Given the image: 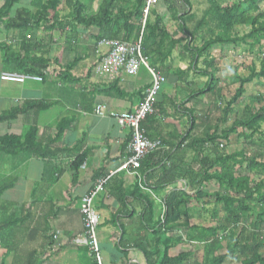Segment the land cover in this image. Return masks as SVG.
<instances>
[{
    "label": "crops",
    "instance_id": "1",
    "mask_svg": "<svg viewBox=\"0 0 264 264\" xmlns=\"http://www.w3.org/2000/svg\"><path fill=\"white\" fill-rule=\"evenodd\" d=\"M20 9L35 10L32 4ZM149 10L163 18V24L173 40L183 39L178 28L174 31L169 29V15L165 7L152 5ZM149 18L154 19L152 13ZM190 27L189 20L187 28L190 30ZM79 29L77 34L72 30L71 37H66L67 33L63 34L58 30L39 32L42 37H57L56 51L62 47V50L71 54V59L62 63L57 62V56L52 57L53 50L45 53L41 47L40 51L23 49L22 42L25 44L27 39L34 40L32 32L19 33L18 30L9 29L8 33L17 34L20 41L14 50L0 41L9 53L7 60L6 54L0 56V75L7 72L42 78V82L28 81L21 85L0 81V113L23 105L28 107L32 103L41 104L40 109L26 110L14 121L0 124V137L20 136L28 128L35 127L36 140L42 148L40 153L43 154L41 158L29 157L21 150L9 156L0 151V186L13 183L10 189L0 195V264H94L88 248L73 243L74 239L84 236L79 200L95 186L104 173L110 174L124 162L128 156V144L125 145L129 131L120 128L112 119L97 117L93 110L96 105L102 104L112 112H132L149 86L150 77L145 69H140L133 76L126 75L122 69H112L114 67L109 72L96 71L95 63L105 52V48L98 49L89 43V39L88 42L83 38L76 39V35L84 32ZM66 30L70 28L67 27ZM90 30L92 34L96 33L94 29ZM167 42L159 50L160 57L150 55V62L148 61L150 67L157 68L166 81L157 103H162L164 115L161 111L156 112L154 118L157 122L142 130L144 137L148 138L149 135L151 139L164 142L162 151L154 158H165L168 163L165 159L164 163L169 166L176 156L177 150L174 151L171 147L177 135L175 136L172 127L164 128L163 123L165 119L173 120L176 117L171 100L180 93L185 94L186 89L178 80L188 70L192 57L182 52L185 41L176 45L170 56H164ZM33 57L47 61L40 75L27 74L28 70H35L29 64ZM178 72L183 75L178 76ZM207 72L211 70L208 69ZM216 74L218 71H214V75ZM202 78L207 81L206 77ZM219 83L211 85L212 93L220 90ZM198 104L199 100L193 106L191 102L184 107L189 110L193 108L195 115ZM59 124H66L67 129L56 139ZM195 124L196 121L194 127ZM169 155H173L172 159ZM79 157H84V161L73 179L71 165ZM182 162L180 159L179 164H183ZM130 173L121 171L114 175L129 190L132 189L135 178L139 183L142 180L138 171L136 176ZM155 181L157 178L149 181L148 185L155 186ZM175 187L179 188V184L151 192L140 186L141 190H147L151 196L155 208L154 220L161 219V208L165 211L164 199ZM126 200L124 208L108 196L105 190L94 200L93 207L99 217L97 237L103 264H146L143 254L137 248H144L152 238L151 231L145 230L142 223L144 203L134 197ZM129 210L130 214L127 215L126 211ZM194 247L193 244L182 241L171 246L168 256L189 254L191 259Z\"/></svg>",
    "mask_w": 264,
    "mask_h": 264
},
{
    "label": "trees",
    "instance_id": "2",
    "mask_svg": "<svg viewBox=\"0 0 264 264\" xmlns=\"http://www.w3.org/2000/svg\"><path fill=\"white\" fill-rule=\"evenodd\" d=\"M94 1L36 0L31 3L35 8L31 13L28 9H15L21 0H5L0 6V23L3 24L5 30L14 29L19 33L32 31L46 33L58 30L64 34L68 27L77 34L79 28L88 31L95 29L97 30L95 34L87 33L90 37L89 43L93 46H96L101 40L132 43L141 37L143 55L148 61L151 58L150 55L160 57L159 50L165 44L164 42L168 41L164 56H170L173 48L185 41L182 52L190 54L192 57L188 69L193 65L196 68L198 60L207 53L208 49L216 45L242 44L246 43L245 39L253 40L254 43L259 44L264 39V13H259L258 9V2L261 0H242V3L225 0L219 6L215 0H210L211 8L206 17L210 16L215 25L214 28H217L219 34L210 37L199 47H190L191 39L198 32L197 27L192 30L187 28V23L192 19L191 0H158L159 3L156 4L165 7L170 20L176 23L178 32L183 36V39L176 40L172 39V35L165 28L163 18L154 11L148 10L147 16L144 18L143 12L147 0H99L100 3L95 14L89 15ZM61 3L69 10V13L64 17L59 14ZM250 12L255 15L249 16ZM150 13L154 17L152 20L149 18ZM238 24H248L249 26L248 34L239 41L236 40L238 38H234L230 34L232 27ZM170 38L171 40H169ZM26 41L25 44L22 42L23 49H40V45L33 39ZM0 50L6 52L7 60L9 55L7 47L0 43ZM204 63L206 70L195 71L200 76L207 78L204 88L187 93L185 90V97L177 101L171 100L176 117H183L187 121L186 130L180 137L179 143L172 146L171 149L178 150L181 145H186L185 147L193 152V158L187 164L172 161L169 166H166L165 158L156 160L154 158L156 154L149 155L145 157L137 170L139 176L142 177L141 182L139 183V180L135 178L131 190L125 188L124 182L112 176L105 183L102 191L105 190L108 196L124 208L128 197L141 199L144 203L141 214L142 223L145 230L151 231L152 238L144 248L139 246L137 248L143 254L146 264H193L189 259L191 256L189 254H179L176 257L168 256L171 246L182 241L193 244L195 250L198 248L201 250L203 258L201 264H225L228 259L234 260L235 264H264V183L250 180L253 173L264 175V158L249 155L244 150L229 153L226 151L225 145H223L224 148L222 146L221 151L218 150L219 143H227L231 134H235L239 139L242 138L248 144L252 143L257 135H261L260 129L264 124V101L263 105L255 110L247 109L246 119L236 120L230 127L220 132H217V128H213L199 136L193 135L194 109H185L184 106L191 102L193 106L194 101L200 96H213L211 85L214 82L216 84L219 82V79L214 75V71H218V68L214 67L215 62L205 60ZM29 64L35 67V70H28L27 74L40 75L42 69L46 67L47 61L40 57H33ZM25 65L27 64L25 63ZM208 69L212 71L207 72ZM177 74L178 76L183 75L181 72ZM257 76L264 78V69L260 70L259 75L252 73L239 80V86L230 105L242 97L243 86ZM217 94H221V89ZM40 105V103H32L28 107L23 105L20 108L0 113V124L14 121L26 110L40 109ZM155 109L157 113L161 111L164 115L162 103L156 104ZM155 115L156 113L145 118L141 124L142 129L157 122L154 118ZM225 117H227V111ZM66 129V124L64 126L59 124L55 138L59 139ZM237 129H240V133H237ZM36 135V128L31 127L20 136H2L0 137V151L5 155L13 156L22 150L29 157L41 158L43 156L40 153L42 148L37 143ZM147 137L148 140H158L151 139L149 135ZM129 139L125 146L129 143ZM159 141L164 146V142ZM83 161L84 157H79L72 163L73 179H75L76 172ZM166 162L168 163L167 160ZM237 169L241 170L236 171ZM107 175L104 173L100 179ZM154 178H157L156 185L149 186V181ZM211 183L217 187L218 192L210 195L203 194V190ZM174 184H179V188L175 187L165 197L163 219L154 220L155 208L150 199L151 196L147 190H141L140 186L151 192H158L162 191L164 187ZM12 185L13 183H8L0 186V195L10 189ZM206 199L207 201L210 199V202L213 200L212 203L221 204L223 216L214 222V226L206 223L191 224L190 210L197 203L209 205L210 202H206ZM126 214L129 215L130 210L126 211ZM249 218L252 223L250 226H246L245 223Z\"/></svg>",
    "mask_w": 264,
    "mask_h": 264
},
{
    "label": "rangeland",
    "instance_id": "3",
    "mask_svg": "<svg viewBox=\"0 0 264 264\" xmlns=\"http://www.w3.org/2000/svg\"><path fill=\"white\" fill-rule=\"evenodd\" d=\"M5 0H0V6L4 3ZM33 1L36 0H21L20 4L15 7L17 8H24L28 7ZM63 1V0H62ZM225 0H215L217 6L222 4ZM97 2V3H96ZM232 3H242V0H230ZM63 3V2H62ZM61 3L59 6L60 10V16L64 17L69 12V10L66 9V7ZM100 1L95 0L92 3V6L90 8L89 15H93L96 12V7H98ZM159 3V1H158ZM191 16L192 19L190 30L197 27L198 32L194 35V37L191 39L192 46L193 47H199L204 42L208 41L210 37L215 36L216 34H219V31L217 28H214L213 20L210 18V16H207V12L211 8V1L210 0H191ZM157 4V3H156ZM155 4V5H156ZM243 8L244 5H242ZM95 9V10H94ZM246 9V8H245ZM258 9L259 13H264V0L258 2ZM29 12H33L29 11ZM249 16L253 17L255 14L248 13ZM144 16V14H143ZM146 17V16H145ZM206 17V18H205ZM205 18V19H204ZM204 19V22L202 20ZM168 26L169 29L174 31L175 28H177V25L174 21L168 20ZM83 33L76 35L77 38H83L87 41L90 37H88V34H92L91 30H85L80 28L79 29ZM7 31V32H6ZM94 31L97 32V30L94 29ZM9 30H5L4 27L0 24V41L1 43H4L6 46H8L11 49L14 50V47L17 46L20 41L17 38V34H10L8 33ZM249 32V26L248 24H238L232 27L230 30V34L232 37H236L238 39L236 40H242L241 38L244 37ZM67 34H65L66 37H71L72 30H66ZM32 34L34 35V41L40 45L43 52H54L53 58L57 56L56 60L58 63L66 62L67 59H71V54L69 52L62 50L61 48L56 51L55 45H56V38H50L49 35H45V37L39 33V31H32ZM73 34V33H72ZM41 35V36H40ZM58 36H60L59 33H57ZM37 37V38H36ZM90 41V40H89ZM242 44H228V45H216L210 49H208L207 53L201 57V59L198 60L196 63V68L191 66L190 69L186 70L183 79L179 78V82L183 88L187 90H197L202 89L205 85L206 79L202 78L197 72L195 71H201L206 70L205 69V60L206 61H213L215 60V66L218 68V74H216V78L219 79V86L221 89V94L215 93L213 96L210 95H204L197 98L196 101L199 100V104L196 106L195 111V127L193 129V135L199 136L201 133L217 128V132H220L223 129H226L230 127L234 121L239 119H246L247 117V109L248 110H255L259 106L263 105L264 101V78H258L254 77L250 83H247L243 86L244 93L241 98L237 100V102L232 103L230 105L231 99L234 97V93L236 89L239 86V80L244 79L250 74H258L260 70L264 69V39L260 41L259 44H256L253 42V40H244ZM88 42V41H87ZM81 43V42H80ZM42 44V45H41ZM85 45V44H84ZM97 47V45H96ZM98 49L101 47H97ZM50 49V50H49ZM55 49V50H54ZM84 50V49H82ZM40 51V49L38 50ZM61 51V52H60ZM57 52V53H56ZM6 52L0 50V56H3ZM103 54V53H102ZM102 56V55H101ZM100 58L98 59L97 63H95V67L97 68L96 71L99 72H109L111 71L109 66H101L100 65ZM62 57V58H61ZM61 59V60H60ZM1 65V64H0ZM115 70H120L119 68H112ZM211 70V69H210ZM212 71V70H211ZM126 75L127 74L125 72ZM131 76V75H130ZM133 76V75H132ZM198 91V90H197ZM194 92V91H193ZM179 97L175 98V101L180 100V98L185 97V94L180 93L178 94ZM159 100V99H158ZM195 102V101H194ZM193 102V103H194ZM170 103V102H169ZM178 104V102H176ZM167 105L168 102H167ZM227 111V117H225V112ZM224 117V120H223ZM167 118V117H166ZM187 121L183 117H175L173 120L165 119L163 126L164 128L166 126H170L175 131L176 141L173 144V146L177 145L180 141V137L184 134V131L186 129ZM261 135H257L249 144L244 142V140L239 139L235 134H231L229 138L227 139V143L221 142L219 143L218 150H222V146L225 145V149L229 153L238 152L241 150H244L246 153L252 156H262L264 158V124L261 126L260 129ZM237 133H240V129H237ZM181 147L176 152V156H174L172 159V156L169 155V158H171L173 161H178L183 164L189 163V161L193 158V152L187 149V147ZM224 148V146H223ZM168 156V155H167ZM241 169H237L236 171H239ZM250 180L253 182H263L264 183V175H255L254 173L251 174ZM218 192V189L216 186H214L212 183L209 184L204 190L203 194H213ZM205 200L203 201V203ZM206 202H210L207 201ZM213 200L209 203V205L197 203L196 205H193V209H191L189 216H190V223L191 224H203L206 223L210 226H214V222L217 219H221L223 216V211L221 208V204H215L212 203ZM162 210V208H161ZM213 213V214H212ZM251 220L249 218L248 221H246L245 225L250 226ZM99 242V241H98ZM102 258V257H101ZM202 252L201 250H194V256L190 259L193 264H201L202 263ZM236 262L234 260H226L225 264H235Z\"/></svg>",
    "mask_w": 264,
    "mask_h": 264
},
{
    "label": "built area",
    "instance_id": "4",
    "mask_svg": "<svg viewBox=\"0 0 264 264\" xmlns=\"http://www.w3.org/2000/svg\"><path fill=\"white\" fill-rule=\"evenodd\" d=\"M158 3V0H147L144 9V17L147 16L149 7ZM97 47L105 48L100 59L101 66H109L124 70L127 74L135 75L140 69H145L150 77V84L144 90L142 99L132 112H112L105 105L98 104L93 113L97 117H107L115 121L120 128L129 131V143L127 146L128 156L124 162L105 178L98 180L95 186L79 200V213L84 231L83 238L73 240L74 244H82L88 248L94 260V264H103L97 237L99 217L94 210V200L102 192L105 183L116 173L121 171L131 172L136 175L141 162L149 155L158 154L163 149L159 140H148L144 137L141 127L147 116L156 113L155 106L158 103L162 86L166 83L164 76L159 71L150 67L147 58L143 55L141 37L132 43L119 42L117 40H101ZM0 81L21 85L25 82H42V78L36 75H23L17 73H2ZM183 147V145H181ZM164 210L161 211L163 219ZM56 240V237H53Z\"/></svg>",
    "mask_w": 264,
    "mask_h": 264
}]
</instances>
